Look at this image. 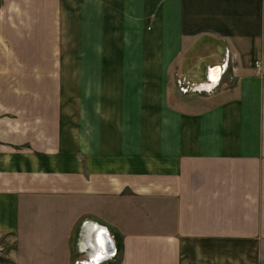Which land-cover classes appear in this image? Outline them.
Instances as JSON below:
<instances>
[{
  "label": "crops",
  "instance_id": "0c3cea01",
  "mask_svg": "<svg viewBox=\"0 0 264 264\" xmlns=\"http://www.w3.org/2000/svg\"><path fill=\"white\" fill-rule=\"evenodd\" d=\"M104 239L264 264V0H0V264Z\"/></svg>",
  "mask_w": 264,
  "mask_h": 264
},
{
  "label": "built area",
  "instance_id": "2783aa9c",
  "mask_svg": "<svg viewBox=\"0 0 264 264\" xmlns=\"http://www.w3.org/2000/svg\"><path fill=\"white\" fill-rule=\"evenodd\" d=\"M256 67H257V70H258V71H261V64H260V62H256ZM226 69H227V68H226V66H225L224 70H222L223 73L226 71ZM178 83H179V85H181V89H182L184 92H189V91H190L191 87H189L188 85H187L186 87L183 86V84H184V80H182V79H178ZM184 85H185V84H184ZM116 251H117V250H115V251L113 252V254H115ZM112 256H114V255H110V257H112ZM74 264H99V263H98L97 260H94L93 257H90V258H87V259H84V260H77V261L74 262Z\"/></svg>",
  "mask_w": 264,
  "mask_h": 264
},
{
  "label": "bare ground",
  "instance_id": "6f19581e",
  "mask_svg": "<svg viewBox=\"0 0 264 264\" xmlns=\"http://www.w3.org/2000/svg\"><path fill=\"white\" fill-rule=\"evenodd\" d=\"M205 85H207V84H205ZM207 89H209V88H211V86L210 87H206ZM110 238L112 239V237L110 236ZM113 240V239H112ZM111 241V240H110ZM103 242H105V239H104V241ZM109 245V243H108V240H106V242H105V245H104V247L106 248V251L108 252V253H111V251H109L110 250V247L108 246ZM88 246V245H87ZM113 246H115V245H113ZM112 246V247H113ZM113 252H114V250H113ZM103 261V260H102ZM102 261H100V262H102ZM100 264V263H99Z\"/></svg>",
  "mask_w": 264,
  "mask_h": 264
},
{
  "label": "rangeland",
  "instance_id": "374dc122",
  "mask_svg": "<svg viewBox=\"0 0 264 264\" xmlns=\"http://www.w3.org/2000/svg\"><path fill=\"white\" fill-rule=\"evenodd\" d=\"M184 83H185V82H184ZM177 84H178V88H179V90H180L181 93H183V94L189 93V92H184V91L181 89V85H179L178 82H177ZM183 86L186 87L187 85H184V84H183ZM188 86H189V85H188ZM189 87L193 88V86H189ZM63 260H64V258H63ZM73 264H74V263H73Z\"/></svg>",
  "mask_w": 264,
  "mask_h": 264
}]
</instances>
